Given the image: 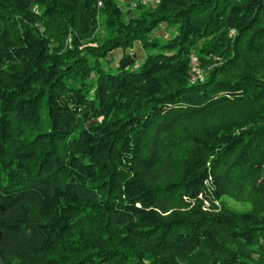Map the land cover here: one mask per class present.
<instances>
[{"label": "trees", "instance_id": "16d2710c", "mask_svg": "<svg viewBox=\"0 0 264 264\" xmlns=\"http://www.w3.org/2000/svg\"><path fill=\"white\" fill-rule=\"evenodd\" d=\"M131 9L0 0V264H264V0Z\"/></svg>", "mask_w": 264, "mask_h": 264}, {"label": "rangeland", "instance_id": "374dc122", "mask_svg": "<svg viewBox=\"0 0 264 264\" xmlns=\"http://www.w3.org/2000/svg\"><path fill=\"white\" fill-rule=\"evenodd\" d=\"M125 0H116V2L119 4L121 9L123 10L124 8H128V3L124 2ZM134 1V0H133ZM139 6V5H137ZM137 6L135 8H132L131 10H136ZM147 8L153 7L154 3H148L146 5H141ZM99 20V19H98ZM101 25L98 28L95 36H96V41L97 43L101 44L104 40V38L107 37V32L102 25V21L100 20ZM176 33V28L173 25H167L166 23H161L158 24V28L151 33L148 34L147 40L148 41H153L154 43H157L159 47L154 48V47H149L147 49H144L142 47V44L140 42H135L132 45V48L129 50H126L123 52L121 49L119 50H114L111 52L109 58L116 60L118 57L120 58L124 53H129L131 56H134L136 58V63L134 67H138L141 65L142 61L145 59L146 56L150 54H154L156 52H161L163 51L162 48H160L161 45H164L168 42L169 37H172ZM198 49L197 47L191 54V61H192V73L191 76H193V79L195 81H198L197 83L204 82V80L207 78V70L202 68L200 66V63L198 61ZM114 65V64H112ZM200 81V82H199ZM226 204L228 205L229 208L233 209L234 211L238 212H244L250 210V205L248 203H242L238 201H234L228 197L223 198Z\"/></svg>", "mask_w": 264, "mask_h": 264}, {"label": "built area", "instance_id": "2783aa9c", "mask_svg": "<svg viewBox=\"0 0 264 264\" xmlns=\"http://www.w3.org/2000/svg\"><path fill=\"white\" fill-rule=\"evenodd\" d=\"M129 3L130 7L131 8H135L138 4H141V5H145V4H148V3H155L157 0H125ZM191 83L192 84H195L197 83L198 81H195V79H193V76L191 77ZM200 82V81H199Z\"/></svg>", "mask_w": 264, "mask_h": 264}, {"label": "bare ground", "instance_id": "6f19581e", "mask_svg": "<svg viewBox=\"0 0 264 264\" xmlns=\"http://www.w3.org/2000/svg\"><path fill=\"white\" fill-rule=\"evenodd\" d=\"M135 1V0H134ZM150 4V3H149ZM138 5H141V4H138ZM146 5V4H145Z\"/></svg>", "mask_w": 264, "mask_h": 264}]
</instances>
